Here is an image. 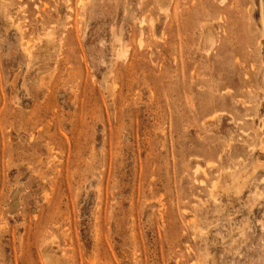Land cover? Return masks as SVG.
<instances>
[{"label":"rangeland","instance_id":"374dc122","mask_svg":"<svg viewBox=\"0 0 264 264\" xmlns=\"http://www.w3.org/2000/svg\"><path fill=\"white\" fill-rule=\"evenodd\" d=\"M0 264H264V0H0Z\"/></svg>","mask_w":264,"mask_h":264}]
</instances>
